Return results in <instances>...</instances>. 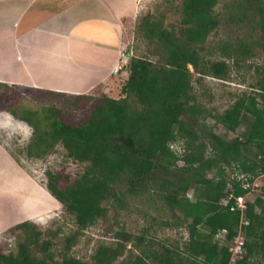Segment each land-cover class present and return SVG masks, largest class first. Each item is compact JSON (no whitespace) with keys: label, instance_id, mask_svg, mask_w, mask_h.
<instances>
[{"label":"trees","instance_id":"trees-1","mask_svg":"<svg viewBox=\"0 0 264 264\" xmlns=\"http://www.w3.org/2000/svg\"><path fill=\"white\" fill-rule=\"evenodd\" d=\"M219 2L183 0L178 27L166 25L164 15H143L136 31L155 43L157 61L129 57L121 97L95 98L87 118L73 119L55 106L21 113L34 127L28 156L43 157L61 143L69 157L86 166L75 178L63 171L46 172L47 190L76 226L60 242L62 248L57 249L52 230L24 220L9 228L18 242L14 251L0 249V264H264V196L246 200L243 212L237 204V197L247 195L253 179L264 173V62L257 66L253 91L236 95L214 116L226 131L243 124L241 136L229 140L210 131L209 146L199 133L205 113L194 92L195 74L198 82L208 75L226 80L232 68L264 51V0L227 3L232 22L248 23L251 13L259 25L249 21L246 40L220 47L225 57L214 59L208 54L216 50L207 47V40L221 24ZM5 87L11 98H20L14 88ZM75 97L77 102L91 98ZM12 110L18 115L17 107ZM175 142H183L181 155L171 148ZM152 190L171 211L174 222L166 224L187 226L189 239L182 246L147 230H118L113 242L98 244L90 260L71 253L79 233L104 220L112 205L124 208ZM240 232L244 249L232 261Z\"/></svg>","mask_w":264,"mask_h":264},{"label":"rangeland","instance_id":"rangeland-1","mask_svg":"<svg viewBox=\"0 0 264 264\" xmlns=\"http://www.w3.org/2000/svg\"><path fill=\"white\" fill-rule=\"evenodd\" d=\"M231 1L220 0L217 5L221 24L207 40V47L216 50V52L212 51L208 54L209 57L214 59L225 57L222 51H219L220 47L235 46L242 39L246 40L250 23L252 26L258 27L259 25L258 16L251 13L252 20L248 19V23L246 19L243 22H232L227 4ZM182 3L183 0H140L137 22L143 15L151 12L157 17L164 15L165 23L169 27H178ZM249 21L251 22L249 23ZM136 24L132 25L131 39L127 46L128 54L144 56L157 61L155 43L138 34ZM230 61L232 63V59ZM263 62L264 51H259L254 57H250L242 63L241 67L234 66L230 78L226 80L208 75L202 77V80L198 82L197 77L199 75L195 74L194 92L199 97L205 113V117L199 118L198 125L202 129L199 133L209 146H211V140L208 138L210 131L229 140L241 136L244 130L243 124L235 132L226 131L217 123L214 116L217 112L227 108L236 95L243 91H253V86L258 80L257 66ZM189 67L193 71V67L191 65ZM13 90V93L20 97L19 99L11 98L8 92L6 93L8 91L6 87L0 85V108L2 106L13 111L12 108L17 107L19 110L18 115H14L7 110H0V145L10 152L22 170L31 178L29 181L34 185L31 186L28 193L20 192L23 187H27L26 184H23L19 173H16L15 167L9 163L7 157L0 154V228H2L0 230V249L6 253L16 249L18 235L11 233L9 228L18 221H11L9 218L13 216V211L20 208L18 203L26 204L28 199L33 198L32 221L38 223L43 230H52L56 233L57 249L60 250L62 248L60 242L65 236L75 231L76 226L72 217L65 213L60 202L47 190L48 178L46 172L50 169L63 171L75 178L84 171L86 164L69 157L66 148L61 143L57 144L49 154L43 157L28 156L27 147L33 138L34 127L22 120L21 113L55 106L62 109L71 118L83 120L89 116L92 102L95 98L101 97L103 93L96 91L90 94L91 98L77 102L73 94L39 91L30 88H15ZM121 91L122 86L111 95L120 98ZM5 93L8 95L7 98ZM11 95L13 94L11 93ZM171 148L176 154L181 155L184 151L183 142L172 143ZM182 163L180 161V164ZM253 181L252 190L246 196L247 201H254L258 196H264V173L255 177ZM193 194L194 191L191 190L189 196L194 198ZM39 213L43 214L37 215ZM167 221L174 222L171 211L161 203L156 190H152L144 197L131 201L130 204H125L124 208L119 207L118 204L112 205L104 220L96 222L93 226L79 233L71 253L84 260H90L98 244L113 242L115 233L118 230L134 233L147 230L168 243H177L182 246L189 239L187 226L183 224L170 227L166 224ZM219 236L221 237V235ZM128 246L130 247L131 244ZM233 255L236 258L238 254Z\"/></svg>","mask_w":264,"mask_h":264},{"label":"crops","instance_id":"crops-1","mask_svg":"<svg viewBox=\"0 0 264 264\" xmlns=\"http://www.w3.org/2000/svg\"><path fill=\"white\" fill-rule=\"evenodd\" d=\"M139 2L0 0V85L73 95L99 91L115 98L111 94L129 76L127 46ZM0 154L26 184L20 192L28 193L31 178L1 145ZM18 204L9 219L33 220V198Z\"/></svg>","mask_w":264,"mask_h":264},{"label":"built area","instance_id":"built-area-1","mask_svg":"<svg viewBox=\"0 0 264 264\" xmlns=\"http://www.w3.org/2000/svg\"><path fill=\"white\" fill-rule=\"evenodd\" d=\"M123 64L120 63L119 65L115 66L114 71L118 72L121 68H122ZM245 186H249V184H245ZM246 196H240L237 197V204L238 207L241 209V211L243 212L245 207H246ZM233 197V194H230V196L227 199H224V203H228L229 200ZM234 208V207H232ZM244 243H245V239H244V235L242 234V232H240L234 239V244L232 246V250L235 252L234 254L237 253H242L243 251V247H244ZM232 261H235V256L233 255L232 257Z\"/></svg>","mask_w":264,"mask_h":264},{"label":"water","instance_id":"water-1","mask_svg":"<svg viewBox=\"0 0 264 264\" xmlns=\"http://www.w3.org/2000/svg\"><path fill=\"white\" fill-rule=\"evenodd\" d=\"M129 56V55H128Z\"/></svg>","mask_w":264,"mask_h":264}]
</instances>
